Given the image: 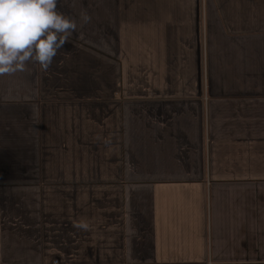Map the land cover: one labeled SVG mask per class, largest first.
Listing matches in <instances>:
<instances>
[{"label": "crops", "instance_id": "0c3cea01", "mask_svg": "<svg viewBox=\"0 0 264 264\" xmlns=\"http://www.w3.org/2000/svg\"><path fill=\"white\" fill-rule=\"evenodd\" d=\"M57 11L0 76V264H264V0Z\"/></svg>", "mask_w": 264, "mask_h": 264}, {"label": "clouds", "instance_id": "9594fccd", "mask_svg": "<svg viewBox=\"0 0 264 264\" xmlns=\"http://www.w3.org/2000/svg\"><path fill=\"white\" fill-rule=\"evenodd\" d=\"M90 19L81 13L84 23ZM76 29L57 0H0V76L24 72L29 62L47 71Z\"/></svg>", "mask_w": 264, "mask_h": 264}, {"label": "rangeland", "instance_id": "374dc122", "mask_svg": "<svg viewBox=\"0 0 264 264\" xmlns=\"http://www.w3.org/2000/svg\"><path fill=\"white\" fill-rule=\"evenodd\" d=\"M69 1H73V0H69ZM36 184H37V182H36ZM36 184H34V185H32V186L35 188V185H36ZM38 189H39V187H38Z\"/></svg>", "mask_w": 264, "mask_h": 264}]
</instances>
